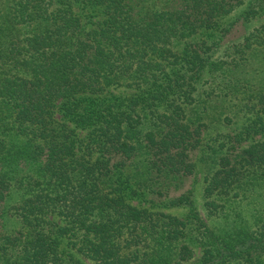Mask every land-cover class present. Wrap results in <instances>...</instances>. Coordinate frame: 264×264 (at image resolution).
<instances>
[{"label": "trees", "instance_id": "trees-1", "mask_svg": "<svg viewBox=\"0 0 264 264\" xmlns=\"http://www.w3.org/2000/svg\"><path fill=\"white\" fill-rule=\"evenodd\" d=\"M232 1L0 0V264H264L262 218L215 232L167 193L194 172L205 103L233 95L247 145L218 158L205 206L264 195V70L250 85L247 64L264 26L218 56Z\"/></svg>", "mask_w": 264, "mask_h": 264}, {"label": "rangeland", "instance_id": "rangeland-1", "mask_svg": "<svg viewBox=\"0 0 264 264\" xmlns=\"http://www.w3.org/2000/svg\"><path fill=\"white\" fill-rule=\"evenodd\" d=\"M243 4L237 7V9L226 16L222 22L228 24L231 22L237 23L233 25L229 34L225 36L221 42V49L218 52L219 55H231L232 49L234 46H238L239 41L251 31L257 30L258 27L264 26V1L257 3L256 6H262L260 13H256L252 18L250 17L249 22L244 23L243 18H241L242 13L247 9L249 3L253 0H243ZM234 2V0L232 1ZM254 53V54H253ZM248 63L250 66L251 77L253 82H250V85L254 83L262 82V71L264 70V48L257 47L251 49L248 55ZM246 64V63H245ZM245 70L248 68L245 66ZM237 79L239 80V85L241 86V81L239 78H233L231 86L238 88ZM242 80V78H241ZM206 83L203 85V89L208 88ZM209 97V95L205 96ZM236 96H231L227 99H222L220 97H213L212 102L205 103L204 109L201 110V115L205 120L202 122L205 123L201 127L200 132V147L194 150L189 154V161L195 164V169L192 175L186 176V178L180 179L178 183H173L169 192L170 197H178L182 194H187L191 192V199L195 207V213L199 215L205 221V224L209 228L218 232L222 227H226L227 224L232 223L235 227H247L249 230H255L258 225H254V221L262 218L264 221V195L259 196L255 191L246 190L242 193L241 196L233 197L229 199L227 208L224 214L216 216L214 212L209 213L207 207L205 206V200L203 199V191L207 186L209 178L214 173V169H217L218 158L224 155L234 156L237 153H240L243 146L247 143H239L238 145L235 142V136L239 133L242 127H245L248 123L249 115L246 113H241L239 109L240 102ZM207 115V116H206ZM248 118V119H247ZM260 142L264 143V138H256ZM232 147V148H231ZM215 150V153H213ZM259 193L262 189L257 187ZM151 198L156 199V201H162L163 198L158 199L155 196ZM149 205V204H148ZM155 209L163 211L164 213H170L176 216H183L187 211L183 208L168 210L161 206V202L156 203ZM1 229V227H0ZM17 229V223L14 219L9 220L6 224V228L2 231H14ZM195 248V260L199 258L200 248ZM85 264H90L84 261Z\"/></svg>", "mask_w": 264, "mask_h": 264}]
</instances>
